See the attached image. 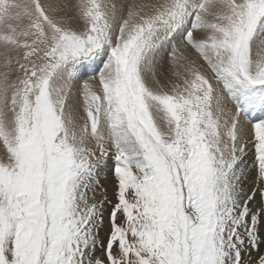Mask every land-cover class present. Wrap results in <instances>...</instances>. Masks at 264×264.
I'll use <instances>...</instances> for the list:
<instances>
[{
  "label": "snow or ice",
  "instance_id": "1",
  "mask_svg": "<svg viewBox=\"0 0 264 264\" xmlns=\"http://www.w3.org/2000/svg\"><path fill=\"white\" fill-rule=\"evenodd\" d=\"M0 264H264V0H0Z\"/></svg>",
  "mask_w": 264,
  "mask_h": 264
}]
</instances>
